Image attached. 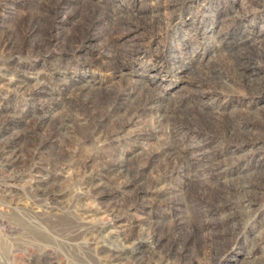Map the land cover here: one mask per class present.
I'll return each instance as SVG.
<instances>
[{
	"label": "rangeland",
	"instance_id": "374dc122",
	"mask_svg": "<svg viewBox=\"0 0 264 264\" xmlns=\"http://www.w3.org/2000/svg\"><path fill=\"white\" fill-rule=\"evenodd\" d=\"M0 264H264V0H0Z\"/></svg>",
	"mask_w": 264,
	"mask_h": 264
},
{
	"label": "bare ground",
	"instance_id": "6f19581e",
	"mask_svg": "<svg viewBox=\"0 0 264 264\" xmlns=\"http://www.w3.org/2000/svg\"><path fill=\"white\" fill-rule=\"evenodd\" d=\"M29 94H31V93H29ZM122 169H124V165H119V167L117 168V171H121ZM125 169H126V167H125ZM113 206H115V205H113ZM114 209L115 208H113L111 205L110 210H114ZM117 233H121L120 230ZM149 238H150L149 241H151V244H152V248L156 247L159 244V238L156 239L153 235H151ZM115 254H120V253L116 252Z\"/></svg>",
	"mask_w": 264,
	"mask_h": 264
}]
</instances>
